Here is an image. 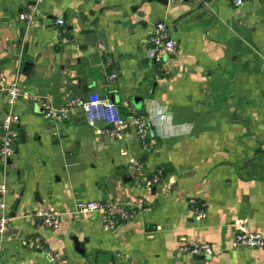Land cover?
I'll use <instances>...</instances> for the list:
<instances>
[{
    "label": "crops",
    "instance_id": "crops-1",
    "mask_svg": "<svg viewBox=\"0 0 264 264\" xmlns=\"http://www.w3.org/2000/svg\"><path fill=\"white\" fill-rule=\"evenodd\" d=\"M32 5L33 21L19 20ZM157 21L177 42L161 62L147 54ZM0 76L20 91L13 151L0 161V264H48L23 243L35 236L60 264H264V246L233 244L239 222L264 233V0H0ZM92 92L124 118L140 116L151 149L132 128L115 137L81 110L44 116V98L58 108ZM8 110L0 92V123ZM131 162L147 177L160 170V183L135 185ZM80 200L136 213L107 230L98 212L71 214ZM42 210L60 214L57 228L44 226ZM191 243L212 251L181 250Z\"/></svg>",
    "mask_w": 264,
    "mask_h": 264
},
{
    "label": "built area",
    "instance_id": "built-area-1",
    "mask_svg": "<svg viewBox=\"0 0 264 264\" xmlns=\"http://www.w3.org/2000/svg\"><path fill=\"white\" fill-rule=\"evenodd\" d=\"M229 1L233 5L239 6L244 0ZM36 11V6L32 5L25 12L19 13L18 18L30 24L36 16ZM64 23L63 18L56 20L58 33L62 36V42L67 44L69 38L65 36ZM147 44L148 56L160 62L164 58L174 54L177 48V42L170 35L168 25L164 21L155 22L148 36ZM0 92L6 95L9 108L0 123V161L4 164L13 151V144L16 139L15 118L12 107L19 98L20 91L17 82L12 81L8 83L0 76ZM42 107L44 116L55 122L67 120L77 110H81L88 124L93 125L96 121H103L110 127V133L115 137L122 136L128 128H132L143 148L146 150L151 149L146 122L140 116L124 118L121 115L119 106L115 102L100 96L96 92L90 93L86 99L78 97L70 98L64 105L58 108L53 107L49 98H44ZM130 169L132 171L133 182L137 186L150 188L161 181L160 170L150 177L145 176L143 173V163L141 162H131ZM6 193L7 188L5 184H0V236L5 233L8 222L4 202V195ZM189 206L198 218L203 216L204 210L195 200L190 199ZM93 212L100 213L105 229L113 230L122 222L133 218L136 210L116 200H80L75 202L71 214L78 216L82 213ZM37 215L41 218L46 228L54 229L59 226L60 214L58 212L42 210ZM237 227L238 232L233 240L235 246H264V233L247 231L244 222L237 223ZM23 243L30 247L38 248L47 258L48 264H60L56 255L46 245L42 244L39 236L27 237L23 240ZM181 250L192 255H206L211 253L212 247L209 243H191L182 246Z\"/></svg>",
    "mask_w": 264,
    "mask_h": 264
},
{
    "label": "water",
    "instance_id": "water-1",
    "mask_svg": "<svg viewBox=\"0 0 264 264\" xmlns=\"http://www.w3.org/2000/svg\"><path fill=\"white\" fill-rule=\"evenodd\" d=\"M159 3H161V4H168V2H169V0H157ZM103 43H105L104 41H103ZM112 100V99H111ZM77 244V243H76Z\"/></svg>",
    "mask_w": 264,
    "mask_h": 264
}]
</instances>
